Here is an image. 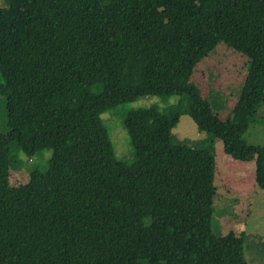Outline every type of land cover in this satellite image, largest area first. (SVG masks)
<instances>
[{"label": "trees", "instance_id": "16d2710c", "mask_svg": "<svg viewBox=\"0 0 264 264\" xmlns=\"http://www.w3.org/2000/svg\"><path fill=\"white\" fill-rule=\"evenodd\" d=\"M0 8V264H249L246 237L214 234L215 140L255 162L245 134L264 103V0H7ZM246 59L237 103L222 118L192 80L218 46ZM179 96L124 121L135 152L115 157L101 115L146 96ZM188 114L212 137L172 131ZM205 143V145H203ZM51 150L46 170L11 171Z\"/></svg>", "mask_w": 264, "mask_h": 264}, {"label": "rangeland", "instance_id": "374dc122", "mask_svg": "<svg viewBox=\"0 0 264 264\" xmlns=\"http://www.w3.org/2000/svg\"><path fill=\"white\" fill-rule=\"evenodd\" d=\"M7 6H9L7 0H0V8ZM245 63L244 57L220 45L208 59L198 65L193 75L192 80L200 87L203 96L212 102L213 109L222 118L227 117L237 103L239 88L247 73ZM181 99L176 95L146 96L104 112L101 119L108 129L115 157L126 163L135 160L131 137L124 126L125 118L130 111L150 106H158L161 110L167 111ZM8 131L6 100L0 96V132L6 134ZM172 136L174 142L194 147L200 140L212 138L206 133L199 132L188 114L180 117ZM244 138L249 144L264 146V103ZM214 144L218 195L214 202L213 232L219 236H224L230 231L236 234L244 233L245 256L248 263L264 264V190L256 184L255 162L234 160L224 153L221 141L215 140ZM13 153L20 162L24 161L25 166L19 171H11L12 186L26 184L29 181L30 169L46 170L52 155L51 150H44L30 161L15 147Z\"/></svg>", "mask_w": 264, "mask_h": 264}]
</instances>
